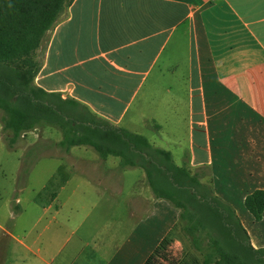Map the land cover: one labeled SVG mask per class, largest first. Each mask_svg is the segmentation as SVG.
Listing matches in <instances>:
<instances>
[{
	"label": "crops",
	"instance_id": "obj_1",
	"mask_svg": "<svg viewBox=\"0 0 264 264\" xmlns=\"http://www.w3.org/2000/svg\"><path fill=\"white\" fill-rule=\"evenodd\" d=\"M35 59L34 84L73 100L76 106L66 110L75 116L105 119L140 134L152 123L162 134L165 124L177 132L188 117L189 151L179 159L171 146L149 141L198 172L235 208L252 244L264 246V214L257 221L244 205L247 194L264 189V0H71ZM98 158L105 164L100 157L93 162ZM145 180L139 179L131 214L145 213L128 236L118 244L87 242L91 253L72 254L65 264H77L79 256L81 264L145 262L178 216ZM9 233L13 258L3 253L0 264H54L55 254L48 260L43 251L51 249L58 230L44 245L38 244L43 232L33 244ZM27 251L35 257L29 259Z\"/></svg>",
	"mask_w": 264,
	"mask_h": 264
},
{
	"label": "trees",
	"instance_id": "obj_2",
	"mask_svg": "<svg viewBox=\"0 0 264 264\" xmlns=\"http://www.w3.org/2000/svg\"><path fill=\"white\" fill-rule=\"evenodd\" d=\"M71 0H0V110L3 130L12 147L32 129L56 126L58 145L90 146L106 160L120 158V168L139 167L158 199L178 210L177 221L143 264L169 259V247L181 236L200 258L177 264H264V246L255 247L235 208L201 181L198 172L175 163L172 152L154 146L140 133L97 117H78L63 101L34 84L38 68L35 52ZM244 205L259 221L264 214V189L246 195ZM189 256L188 251L186 256Z\"/></svg>",
	"mask_w": 264,
	"mask_h": 264
},
{
	"label": "rangeland",
	"instance_id": "obj_3",
	"mask_svg": "<svg viewBox=\"0 0 264 264\" xmlns=\"http://www.w3.org/2000/svg\"><path fill=\"white\" fill-rule=\"evenodd\" d=\"M1 114L0 110V117ZM179 122L177 132L173 126L165 124L162 134L154 131L152 123L142 128L143 134L152 142L171 146L179 159L180 154L189 151L188 117ZM9 135V131L3 130L0 119V259L3 253L4 259L13 258L11 249L15 241L9 232L29 244L43 232L38 244L44 245L58 230L57 239L51 249L43 251V257L50 260L55 254L54 264H65L72 254L91 253L89 246L84 248L87 242L91 245L95 241L122 242L135 226V220L145 213L139 212L136 218L131 214L133 199L141 189L139 179L146 178L143 169L120 168V158L116 156H109L105 164L99 158L93 162L100 156L90 146H73V155L69 154L58 145L62 132L56 126L34 128L12 147ZM65 178L70 181L60 190ZM144 184L147 185V180ZM148 190L151 191L149 185ZM137 201L146 208L144 198ZM7 248L10 250L5 253ZM187 251L189 256L185 257ZM26 256L35 257L31 251H27ZM191 258H200V255L191 249L188 239L181 236L169 247V259L158 264H177L184 259L191 263ZM81 262L79 256L77 264Z\"/></svg>",
	"mask_w": 264,
	"mask_h": 264
}]
</instances>
